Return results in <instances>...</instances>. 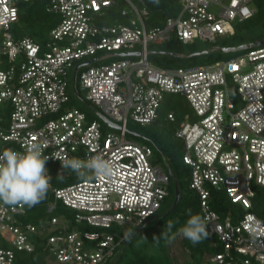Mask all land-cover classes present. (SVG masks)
Returning <instances> with one entry per match:
<instances>
[{
    "label": "built area",
    "instance_id": "obj_1",
    "mask_svg": "<svg viewBox=\"0 0 264 264\" xmlns=\"http://www.w3.org/2000/svg\"><path fill=\"white\" fill-rule=\"evenodd\" d=\"M23 1L34 0H0V153L39 142L50 157L47 194L54 200L47 210L53 213L62 202L76 227L70 218L52 215L48 253L59 264H108L128 228L161 209L171 175L153 162L151 145L127 137L128 123L149 125L174 94L189 108L176 136L184 142L183 160L209 228V261L264 264V203L254 211L253 200L255 186L264 188V44L207 64L168 67L149 59L151 44L234 34L232 21L255 13L252 0H180L175 15L150 27L146 0H40L58 17L44 44L14 35ZM118 6L127 22H103ZM74 89L121 128L101 119L104 127L72 106ZM167 118L176 121L175 110ZM96 155L113 164L111 179L61 185L77 176L55 157ZM214 191L241 210L221 216L211 204ZM27 208L0 202V264H15L17 251L35 249L40 228L24 219Z\"/></svg>",
    "mask_w": 264,
    "mask_h": 264
},
{
    "label": "trees",
    "instance_id": "obj_2",
    "mask_svg": "<svg viewBox=\"0 0 264 264\" xmlns=\"http://www.w3.org/2000/svg\"><path fill=\"white\" fill-rule=\"evenodd\" d=\"M146 1L148 2L151 10L147 25L148 27L162 24L167 17L175 15L180 6V0ZM251 5L256 11H254L255 13L253 16L247 20L261 18L264 16V0H252ZM121 9L122 6L112 8L108 14L104 16L103 22H127V18L121 14ZM57 23V15L46 10L44 1H23L20 4L19 19L15 22L12 30L16 37L30 36L36 41L44 44L49 38L51 29ZM261 37H263V35L253 40L240 42L239 44L254 42ZM163 44L169 47V51L172 52H175L173 51V48L183 45L176 40L168 41ZM229 54L227 55L233 56V53ZM2 67L3 66L0 65V68ZM168 67L171 66L168 65ZM185 103L184 101L178 102L177 95H168L162 105L159 116L148 125L149 127L153 126L158 129V131L155 132L151 138L157 146L158 151L163 155L165 163L172 168L173 175L179 182L181 190L180 200L177 206L171 210L176 195L174 190V181L171 177L168 187L169 193L164 201V203L167 202L165 209L161 212L164 205L163 203L161 209L155 215L156 218L150 222L147 220L146 222L148 223L143 229L136 232V230L141 227L137 226L133 227L132 230H129L126 240L120 243L117 248L118 250L116 255L108 264H212L208 259L209 254H212L214 251L210 236L203 239L201 243L195 246L182 236L180 244L184 251L187 254H190L192 260H185L181 263L172 253L171 244L180 234L178 231L179 228L182 227L188 219V210L190 209L193 214H200L203 217L200 195H198V192L192 188L190 184L189 176L191 169L183 160L185 145L183 140L176 136V122L180 120V116H182L185 111L189 110L188 105ZM169 110H175L176 121H170L167 118V112ZM91 120L101 121L103 126L106 127L104 122L97 116ZM145 143L151 145L154 149V145H152L151 142L147 141ZM153 162L160 164V159L154 155ZM76 180H79V178L73 177L71 179H61V185L70 184ZM255 189L256 196L253 200L255 205L254 211H257L260 206L259 204L264 202V188L255 186ZM211 194L212 207L221 216H225L228 213L235 214L236 211L241 210L239 206L234 205L230 201L224 192L214 191ZM52 200L54 199L47 194L41 203L31 208H27V214L24 216V219L27 222L39 225L40 230L36 236L37 240L34 251H17L15 264H45L46 259L50 254L45 248L44 241L47 239L48 235L55 232L54 227H52L48 222L52 215H64L67 218H70L72 220V228L76 227L74 213L70 208L64 206L62 202H57V208L53 213L48 212L47 206L49 201ZM169 221L173 224L171 230L167 228ZM78 227L88 229V226L86 225H80ZM114 229H117V227ZM121 233L122 229H119V234Z\"/></svg>",
    "mask_w": 264,
    "mask_h": 264
},
{
    "label": "clouds",
    "instance_id": "obj_3",
    "mask_svg": "<svg viewBox=\"0 0 264 264\" xmlns=\"http://www.w3.org/2000/svg\"><path fill=\"white\" fill-rule=\"evenodd\" d=\"M43 145L29 142L24 151L6 150L0 153V202L15 207L31 208L41 203L51 186ZM64 170H71L81 180L111 179L114 176L113 164L100 155L88 159L55 157ZM62 178V177H61ZM142 226V225H141ZM173 224L168 222L171 230ZM179 233L193 246L209 237L208 226L200 214L188 210V219Z\"/></svg>",
    "mask_w": 264,
    "mask_h": 264
},
{
    "label": "rangeland",
    "instance_id": "obj_4",
    "mask_svg": "<svg viewBox=\"0 0 264 264\" xmlns=\"http://www.w3.org/2000/svg\"><path fill=\"white\" fill-rule=\"evenodd\" d=\"M225 3L228 2V0H224ZM232 25L234 27V34H228L221 37H218L217 40L211 41V40H200L196 39L194 43H188L183 44L182 46H178L176 48H173L175 52L179 53L177 56H172L168 53L164 52H172L169 51V47L166 45H155L151 44L149 45L150 55L149 59L151 62H153L156 65L159 66H171V67H179V66H188V65H195V64H207L212 63L218 60L227 59L231 56H229V53H222V51H219L221 49L213 50L209 53H203L200 55H195L189 57L191 53L194 52H200L204 49H211L212 47H221L223 45H237L240 42L249 41L256 39L263 35L264 37V16L261 18H254L247 21H239L238 19L232 21ZM261 37V38H263ZM229 54V55H227ZM235 52H233V55ZM71 74L70 73V81H71ZM73 97V94H72ZM178 97V102L184 101V99L180 96ZM185 103V101H184ZM72 106L80 108L82 111H84L90 119H93L97 116V114L94 112V108L89 105L88 102L84 101L83 99L74 96V99H72ZM186 111L183 113L182 116H180V120L176 122V126H178L179 122L183 120L184 115ZM98 117V116H97ZM99 118V117H98ZM195 117L190 118V120H194ZM128 128L130 132H128V138L134 139L139 143H145L150 142L145 137H149L155 134V132L158 131V129L152 127H149L148 125H141L139 123L130 121L128 123ZM135 133V134H134ZM152 145H154V155L160 159V165L163 166L165 170H167V164L165 163V160L163 159V155L158 151L157 146L151 142ZM164 203V202H163ZM264 203V202H263ZM167 202L164 203L161 212L165 209ZM129 230H132L133 228H128ZM182 235L179 234L178 237L172 242V253L175 256V258L179 262H184L185 260H192L190 257V254H187L184 249L182 248L180 241H181Z\"/></svg>",
    "mask_w": 264,
    "mask_h": 264
},
{
    "label": "water",
    "instance_id": "obj_5",
    "mask_svg": "<svg viewBox=\"0 0 264 264\" xmlns=\"http://www.w3.org/2000/svg\"><path fill=\"white\" fill-rule=\"evenodd\" d=\"M264 44V38H259L257 39L256 41L254 42H247V43H243V44H239V45H236V46H221L220 49L222 50V52L224 53H233V52H239V51H243L245 49H248V48H251V47H254V46H258V45H262ZM213 50H216V46L212 47L211 49H205V50H201L200 52H194V53H191L189 55V57L191 56H195V55H200V54H203V53H209ZM164 53H168L172 56H177L179 53L177 52H164ZM133 53L131 52H122V53H119L120 56H127V55H131ZM138 54V53H136ZM79 68V65L75 68V73H74V77L76 75V72ZM74 93L77 97L83 99L84 101H86L83 96L77 91V89H74ZM87 102V101H86ZM89 103V102H88ZM90 106H92L90 103H89ZM93 107V106H92ZM94 108V112L97 114V116L102 119L108 126L114 128V129H120L121 128V125L117 124L116 122H114L111 118H109L107 115H105L103 112H101L100 110L96 109L95 107ZM135 134V133H134ZM147 140H149L150 142L154 143V141L148 137H145ZM167 164V163H166ZM167 171L168 173L171 175V177L173 178V181H174V190H175V199H174V203H173V206L171 208V210H173L179 200H180V197H181V190H180V187H179V182L177 180V178H175V176L173 175V170L172 168L167 164ZM156 217L153 216L152 218H150L148 220V222L150 221H153ZM148 222H145L141 227H139L136 232H138L140 229H143ZM135 232V233H136Z\"/></svg>",
    "mask_w": 264,
    "mask_h": 264
},
{
    "label": "crops",
    "instance_id": "obj_6",
    "mask_svg": "<svg viewBox=\"0 0 264 264\" xmlns=\"http://www.w3.org/2000/svg\"><path fill=\"white\" fill-rule=\"evenodd\" d=\"M205 50V49H204ZM45 264H59L52 255H49Z\"/></svg>",
    "mask_w": 264,
    "mask_h": 264
}]
</instances>
